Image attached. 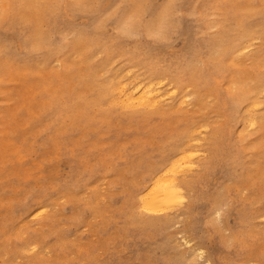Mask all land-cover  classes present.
Here are the masks:
<instances>
[{"label":"rangeland","instance_id":"374dc122","mask_svg":"<svg viewBox=\"0 0 264 264\" xmlns=\"http://www.w3.org/2000/svg\"><path fill=\"white\" fill-rule=\"evenodd\" d=\"M14 1L0 264H264V0H38L13 21ZM153 76L161 103L122 102ZM176 180L197 184L144 208Z\"/></svg>","mask_w":264,"mask_h":264},{"label":"bare ground","instance_id":"6f19581e","mask_svg":"<svg viewBox=\"0 0 264 264\" xmlns=\"http://www.w3.org/2000/svg\"><path fill=\"white\" fill-rule=\"evenodd\" d=\"M15 2V5H14V14L13 15H11V19L13 20V21H15V19H23V18H25V19H27V20H29L30 18H29V16H30V13H31V11L32 10H36L37 11V13H38V16H40L42 19H43V17L41 16V10L43 9V7H44V5L45 4H42V3H40L38 0H15L14 1ZM118 2V1H117ZM40 17H39V19H37L36 21L37 22H39L40 21ZM207 20V19H206ZM19 22V21H18ZM101 31H102V29H101ZM38 37V38H37ZM36 39H38V43H41V38H40V34L39 35H37L36 36ZM35 39V37H34V40H36ZM69 39V38H68ZM27 41H31V39H27ZM102 51V50H101ZM129 61V60H128ZM60 63H62V62H60ZM216 63V62H215ZM116 77V76H115ZM115 77H114V79H115ZM111 80V79H110ZM109 80V81H110ZM157 77H155V76H153L151 79H149L148 80V82L147 81H144V82H137V83H135V84H133L131 87L130 86H128V85H130L129 83H128V85L126 84V83H120V85H119V83H118V85L120 86V87H118V89H119V91H120V94L123 96L122 97V102L124 101L125 102V104L126 105H128V106H157L159 103H161V99L160 98H162V96H161V94H159V92H158V88L157 89H155L154 88V86L152 85L154 82H155V84H158V83H156L157 81ZM164 80V79H163ZM163 80L162 81H160L159 80V83L160 84H162L161 82H163ZM135 81V80H134ZM112 82H114V81H112ZM115 82H116V80H115ZM122 82V81H121ZM132 82V81H131ZM136 82V81H135ZM111 83V82H110ZM164 83V82H163ZM181 83V82H180ZM180 83H177V85H178V87H181V88H184L183 87V85H180ZM113 84V83H112ZM159 84V85H160ZM158 85V86H159ZM157 86V85H156ZM108 87V86H107ZM107 87H105V88H107ZM117 87V86H116ZM115 87H113V89H114ZM160 88V87H159ZM116 89V88H115ZM131 90V91H130ZM107 91H108V89H107ZM118 91V90H117ZM128 91H130V92H128ZM161 91V90H160ZM179 92H180V90H178ZM113 92H115V90L113 91ZM128 92V93H127ZM174 92V91H173ZM111 93V92H110ZM118 93V92H117ZM184 93V92H183ZM172 94V93H171ZM176 94V93H175ZM111 95H112V93H111ZM115 95V94H114ZM116 96V95H115ZM114 96V97H115ZM120 96V95H119ZM165 97V96H164ZM163 97V98H164ZM180 97H182V95L180 96ZM246 97V96H245ZM249 97V96H248ZM116 98V97H115ZM118 98V97H117ZM117 98H116V100H117ZM179 98V97H178ZM120 99H121V97H120ZM112 100H114V99H112ZM182 100V99H181ZM117 102V101H116ZM121 102V101H120ZM117 104H118V102H117ZM121 104V103H120ZM123 105V104H122ZM161 106V105H160ZM243 106V105H242ZM254 106V105H253ZM252 106V107H253ZM262 106V105H261ZM122 107V106H121ZM248 108H249V106H247ZM256 106H254L253 108H255ZM128 108V107H127ZM156 108V107H155ZM242 108V107H241ZM259 108V107H258ZM247 109V108H246ZM245 109V110H246ZM241 110V109H240ZM254 111V110H253ZM252 111V112H253ZM245 113V112H244ZM241 114H243V110H242V113ZM240 114V115H241ZM261 115V114H260ZM259 115V116H260ZM262 116V115H261ZM253 117V116H252ZM255 118V117H254ZM249 119V118H248ZM263 119V118H262ZM254 121V120H253ZM249 122H250V120H249ZM252 122V121H251ZM255 122V121H254ZM262 122V121H261ZM260 122V123H261ZM250 124H252V123H250ZM255 124H256V122H255ZM245 125V124H244ZM253 125V124H252ZM253 126H257V125H253ZM247 127V126H246ZM249 127V126H248ZM251 128H252V126H251ZM247 129H249V128H247ZM254 129V128H253ZM240 130V129H239ZM251 130V129H250ZM258 130V129H257ZM242 131V130H241ZM245 131H246V129H245ZM242 135V134H241ZM180 138V137H179ZM181 139V138H180ZM180 139H179V141H180ZM184 140V139H183ZM187 140V139H186ZM177 141V140H176ZM186 142V141H185ZM190 142V141H189ZM178 144V143H177ZM184 144V143H183ZM183 144H181V145H183ZM185 145V144H184ZM178 146V145H177ZM180 146V145H179ZM176 147V146H175ZM183 147H185V146H183ZM182 147V148H183ZM179 148V147H178ZM179 149H181V148H179ZM187 149V148H186ZM185 149V150H186ZM184 150V149H183ZM184 150V151H185ZM179 151V150H178ZM180 151H182V150H180ZM182 153V152H181ZM174 155H176V153L174 154ZM172 158V157H171ZM170 159V158H169ZM170 161V160H169ZM171 162V161H170ZM170 162H169V164H170ZM168 163V161L165 163V165ZM174 163V162H173ZM169 164H167V165H169ZM170 166V165H169ZM161 169H162V167H161ZM179 170V169H178ZM163 171H165V170H163ZM179 172H180V170H179ZM156 173H158V171L156 172ZM156 173H155V175H156ZM161 175H163V174H161ZM160 175V176H161ZM165 175V174H164ZM158 176V175H157ZM159 176V177H160ZM154 176H152V178H153ZM155 178V177H154ZM154 178H153V180H154ZM161 178V177H160ZM166 178V177H165ZM164 178V179H165ZM149 179V178H148ZM163 179V180H164ZM177 179V178H176ZM156 180V179H155ZM162 180V181H163ZM168 180V179H167ZM166 180V181H167ZM172 180V179H171ZM178 180H179V178H178ZM178 180H176V181H173V182H167V184L165 183V181L164 182H162V184L161 185H159L160 183H158V185H156V187H157V189H152V190H154V192H152V191H149V193L150 194H148L149 196H147V199H146V197H145V201H144V208L146 209V210H149V211H154V210H157V209H160V208H163V207H165L166 205H170V203H172L173 201H175V198L176 197H178V199H179V197L180 196H184V195H179V191H186V190H188L189 188L190 189H192L197 183H196V181H188V182H184V181H186V180H183V181H178ZM169 181H170V179H169ZM157 182H161L160 180L159 181H157ZM155 187V188H156ZM152 193V194H151ZM181 194H183V193H181ZM185 194V193H184ZM179 195V196H178ZM183 198V197H182ZM181 197H180V199H182ZM177 200V199H176ZM179 200H177V202H178ZM182 201V200H181ZM181 201H180V203H181ZM176 202V201H175ZM179 203V202H178ZM171 205H175V204H171ZM214 210H216V209H214ZM39 211V212H38ZM37 211V215H38V213L39 214H42L43 213V211H45V210H38ZM214 212H216V211H214ZM213 212V213H214ZM35 215H36V213H34ZM37 215L35 216V217H37ZM39 217V216H38ZM35 249V248H34ZM33 249V250H34ZM31 250V249H30ZM25 251V250H24ZM28 251V250H27ZM23 252V251H22ZM26 253H28V252H26Z\"/></svg>","mask_w":264,"mask_h":264}]
</instances>
